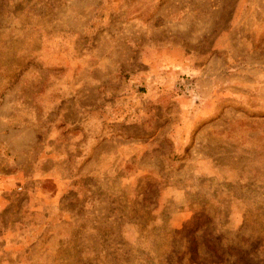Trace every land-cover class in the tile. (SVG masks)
Instances as JSON below:
<instances>
[{
	"label": "rangeland",
	"instance_id": "rangeland-1",
	"mask_svg": "<svg viewBox=\"0 0 264 264\" xmlns=\"http://www.w3.org/2000/svg\"><path fill=\"white\" fill-rule=\"evenodd\" d=\"M34 168L0 264H264V0H0V182Z\"/></svg>",
	"mask_w": 264,
	"mask_h": 264
},
{
	"label": "crops",
	"instance_id": "crops-1",
	"mask_svg": "<svg viewBox=\"0 0 264 264\" xmlns=\"http://www.w3.org/2000/svg\"><path fill=\"white\" fill-rule=\"evenodd\" d=\"M35 170L36 168L32 169L29 172L21 170L17 173H11L10 175H6L7 177H9V180L6 182H0V205H4V207H6L7 205L12 204L13 199L8 197V192H14L21 189L22 187L19 186V183L25 180L23 182H26L27 185L23 187L24 190L22 192L15 193H19L18 195L24 194L28 197L27 199L25 198V201H23V199L20 200V204L24 209H28V206H32L33 208H31L34 209V206L38 204V200H35L36 195H39L40 193L38 190L39 182H37L36 180L41 179L42 177H51V173H36ZM34 177L36 179H34ZM31 178L34 180V182L32 180V182L29 184ZM21 185L23 184L21 183ZM23 202L26 203L24 204Z\"/></svg>",
	"mask_w": 264,
	"mask_h": 264
}]
</instances>
